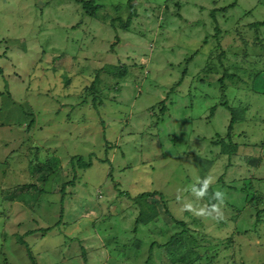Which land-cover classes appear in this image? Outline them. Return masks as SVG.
Wrapping results in <instances>:
<instances>
[{
    "label": "rangeland",
    "instance_id": "obj_1",
    "mask_svg": "<svg viewBox=\"0 0 264 264\" xmlns=\"http://www.w3.org/2000/svg\"><path fill=\"white\" fill-rule=\"evenodd\" d=\"M80 1L0 0V264H264V0Z\"/></svg>",
    "mask_w": 264,
    "mask_h": 264
},
{
    "label": "trees",
    "instance_id": "obj_2",
    "mask_svg": "<svg viewBox=\"0 0 264 264\" xmlns=\"http://www.w3.org/2000/svg\"><path fill=\"white\" fill-rule=\"evenodd\" d=\"M80 3H81V7L84 10V12L88 16L93 17L95 12H96V6L94 5V0L80 1ZM233 5L234 4L229 5L226 9L233 8ZM213 15L214 14H211L212 17H213ZM133 16H135V12L131 11L127 21L124 23V27L125 28H128L130 20L133 18ZM256 24H264V21L259 22V23L257 22V23H255V25ZM251 25L253 26L254 23L251 24ZM214 32H215L214 35H216L219 32L218 26L215 27ZM106 71H108L109 74H115V73H118V72L122 73V72H120V68L117 67V66H107L106 67ZM229 110H230V113L232 115L231 118H230L229 124L227 126V129H226V137L229 140V142L228 143H224V141L220 140L218 143L215 144V145H219L220 146L221 153H223V154H227V153L228 154H233L237 150V145L235 143L230 142V140H231L232 132L234 130V125L237 123L238 118L235 117V115L233 114V110L231 108H229ZM76 165L79 168H81V169H86V168H89L91 166V161L84 162L82 158L77 157ZM69 184H72V181ZM61 188H62V191H63L64 187L62 186ZM200 192L204 196H207L209 198V195H210L211 191L208 188L200 187ZM120 194H121V196L125 195V196L128 197V193L127 192H125V193L124 192H120ZM154 196H158L160 201L163 200V196L159 192L141 193V194L137 195V197H135L134 199L132 198L134 204L136 206H138V208H139L137 217L135 218V221H134L135 227L133 228V232H136V226L137 225H139V224L140 225H147V224H149L151 222H154L158 218V210H157L155 204L149 203V199L153 198ZM164 212L166 214H170L168 212V210H166ZM172 221L175 224H177V225L184 226V223L181 222V221H176L174 219H172ZM173 238H174V236L171 239H173Z\"/></svg>",
    "mask_w": 264,
    "mask_h": 264
},
{
    "label": "clouds",
    "instance_id": "obj_3",
    "mask_svg": "<svg viewBox=\"0 0 264 264\" xmlns=\"http://www.w3.org/2000/svg\"><path fill=\"white\" fill-rule=\"evenodd\" d=\"M213 178L211 177V176H208V177H206L205 178V181H204V183H205V187H207V185H208V181H210V180H212ZM219 194L222 196V198H223V193H221V192H219ZM221 202H223V200L221 199ZM188 210H191L188 206H185ZM217 213H219V207L218 206H216L215 207V209H214ZM198 215H203L202 213L201 214H198Z\"/></svg>",
    "mask_w": 264,
    "mask_h": 264
}]
</instances>
